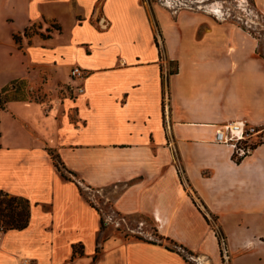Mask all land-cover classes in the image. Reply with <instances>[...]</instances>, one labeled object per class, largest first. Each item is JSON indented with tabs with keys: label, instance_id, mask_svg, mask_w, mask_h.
Here are the masks:
<instances>
[{
	"label": "crops",
	"instance_id": "crops-1",
	"mask_svg": "<svg viewBox=\"0 0 264 264\" xmlns=\"http://www.w3.org/2000/svg\"><path fill=\"white\" fill-rule=\"evenodd\" d=\"M252 2L264 14V0ZM259 48L201 5L0 0V89L27 80L54 92L0 107V191L30 205L25 229L0 231V264H193L163 244L102 230V219L120 225L107 204L202 263L224 264L213 219L229 264H264V140L239 163L215 141L238 121L264 133ZM76 67L84 80L71 77ZM60 87L69 95L55 99ZM103 193L115 198L101 204Z\"/></svg>",
	"mask_w": 264,
	"mask_h": 264
},
{
	"label": "rangeland",
	"instance_id": "rangeland-1",
	"mask_svg": "<svg viewBox=\"0 0 264 264\" xmlns=\"http://www.w3.org/2000/svg\"><path fill=\"white\" fill-rule=\"evenodd\" d=\"M205 5L212 6V8L219 7L223 13L225 14V21L233 22L246 30H248L250 33H252L256 38L260 40V48H259V54L260 56L264 57V14L261 13L254 5L252 0H205ZM26 82V86L24 87V91L26 92V101H47L50 99V95H53L54 92L50 91V93H46L45 91H41L40 89L36 90H30V86L27 80H24ZM47 85L50 87L51 84L49 81H45ZM57 89V95L55 99L57 98H64L65 96L69 95V92L65 88H56ZM52 90V89H51ZM52 99V98H51ZM73 111L70 113V117L73 119ZM264 140V133L259 137H254L250 142L247 143L248 146H253L255 144H259ZM56 155V153L54 152ZM84 194L86 197H90V202L92 206H96V202L94 198L91 195V191L89 189L84 190ZM97 195V199L101 202H111L115 196L110 193H103L101 195ZM104 213H109L113 217V220L117 223L119 222V226H115L116 223L111 226L107 225L106 228H110L113 232H119L123 236H125L128 239H137L136 237H140L147 242H156V243H162L164 246H170L173 249H176V252L185 255L188 261H190L193 264H207L202 263L203 259L200 255H196L194 253L190 254L187 250L182 249L181 247H176L175 245L160 239V235L156 232L155 228L151 225H144L142 226L140 224L141 219L138 217L129 218V217H122L117 216V214H114L112 210L109 208V204L103 205ZM99 208V207H98ZM99 210V209H98ZM102 215L104 214L101 212ZM103 220V219H102ZM104 221V220H103ZM213 222L212 229L214 230L215 234L217 233L219 229L218 225L215 223V221L212 219ZM229 230H232V226H227ZM110 232V231H109ZM146 232L148 234H146ZM221 232V231H220ZM222 237L218 238V241L220 243V252L221 257L224 264H229L231 260L230 251L228 248V243L226 236L223 235L221 232ZM108 235V232L105 234V236ZM149 235V236H147ZM180 245V244H179Z\"/></svg>",
	"mask_w": 264,
	"mask_h": 264
},
{
	"label": "trees",
	"instance_id": "trees-1",
	"mask_svg": "<svg viewBox=\"0 0 264 264\" xmlns=\"http://www.w3.org/2000/svg\"><path fill=\"white\" fill-rule=\"evenodd\" d=\"M26 86V82L24 80H16L11 82L8 86L0 89V107L3 110L7 109V105L10 102H22L26 101V92L24 91V87ZM258 144L251 146L250 148L253 150L257 147ZM48 153L53 159L54 165L57 170L62 174L63 177L69 179L68 173L64 168L62 162L59 157L54 154V151L51 149H47ZM234 160L236 162H241V158L234 156ZM30 218V205L28 201L23 198L12 196L4 191H0V231H9V230H23L28 226ZM105 223L102 220V230L105 229ZM216 235L221 238L222 234L220 230L217 231ZM137 239H142L140 237H136ZM161 240H165L176 247H181L186 250L182 245H179L177 242L164 239L160 237ZM156 244V242H151ZM162 244V243H160ZM166 248L171 251H175L176 249L171 248L166 245ZM190 253V252H189ZM192 254V253H190ZM182 255V254H181ZM186 260L185 255H182ZM96 260V258H95Z\"/></svg>",
	"mask_w": 264,
	"mask_h": 264
},
{
	"label": "built area",
	"instance_id": "built-area-1",
	"mask_svg": "<svg viewBox=\"0 0 264 264\" xmlns=\"http://www.w3.org/2000/svg\"><path fill=\"white\" fill-rule=\"evenodd\" d=\"M160 1L161 3H165V4L167 3L169 5H172V8L188 6V8L190 9H195V8H200L201 5V8L204 9H208V10L216 9L219 15L222 17V19L225 20V14L219 7L212 8V6L205 4H199V6L196 7L195 6L197 4L196 1H188V0H160ZM70 75L72 78H76L79 80H84L87 76V74L84 73L78 67L73 68L70 72ZM77 92L80 94L83 93L84 88L78 87ZM262 134H263L262 130H259L256 127L248 125L244 121H238L227 124L221 127V129H218L216 131L215 141L219 144H224L231 147L234 150V156L238 158H242L252 150L250 148L251 146H248L247 143L250 142V140H252L254 137H259ZM21 264H34V263L26 259L23 260Z\"/></svg>",
	"mask_w": 264,
	"mask_h": 264
}]
</instances>
